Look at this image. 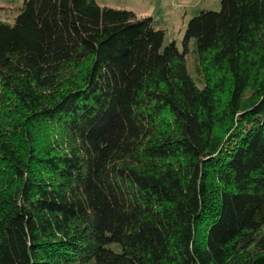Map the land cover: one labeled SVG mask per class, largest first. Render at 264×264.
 <instances>
[{
	"label": "trees",
	"instance_id": "obj_1",
	"mask_svg": "<svg viewBox=\"0 0 264 264\" xmlns=\"http://www.w3.org/2000/svg\"><path fill=\"white\" fill-rule=\"evenodd\" d=\"M0 264H264V0L0 21Z\"/></svg>",
	"mask_w": 264,
	"mask_h": 264
},
{
	"label": "rangeland",
	"instance_id": "obj_2",
	"mask_svg": "<svg viewBox=\"0 0 264 264\" xmlns=\"http://www.w3.org/2000/svg\"><path fill=\"white\" fill-rule=\"evenodd\" d=\"M96 2L101 7L130 11L138 18H152L153 27L164 32V46L175 42L182 51L189 21L203 11H220L222 0H96ZM22 3L23 0H0V21L12 23ZM188 62L194 76L191 55L188 56Z\"/></svg>",
	"mask_w": 264,
	"mask_h": 264
}]
</instances>
